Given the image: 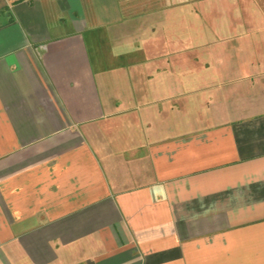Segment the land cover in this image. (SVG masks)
<instances>
[{
    "label": "crops",
    "instance_id": "1",
    "mask_svg": "<svg viewBox=\"0 0 264 264\" xmlns=\"http://www.w3.org/2000/svg\"><path fill=\"white\" fill-rule=\"evenodd\" d=\"M232 16L0 0V264H264V57L217 61Z\"/></svg>",
    "mask_w": 264,
    "mask_h": 264
},
{
    "label": "rangeland",
    "instance_id": "2",
    "mask_svg": "<svg viewBox=\"0 0 264 264\" xmlns=\"http://www.w3.org/2000/svg\"><path fill=\"white\" fill-rule=\"evenodd\" d=\"M216 4L218 9L224 10L220 6L222 3L217 2ZM262 9H264V2L262 1L233 0L230 2L228 0V11H231L233 16L231 19H225L224 23H220L224 27L219 28L216 38L218 41L223 42V48L216 51L218 54L222 53L221 58L217 61H226L224 60L225 52L227 53L226 56L230 58L229 61H240L241 58L246 60L243 57H248L249 60L255 61L256 58L264 57V18L256 17L258 11ZM228 21L230 26L228 27V33H225V26ZM237 26H239V30H237ZM241 26L242 28H240ZM226 41H228V44ZM213 53H215L214 49L207 48L198 51L196 54L187 50L185 61H192L190 59L195 56H197L196 61L198 59H200L199 61H212Z\"/></svg>",
    "mask_w": 264,
    "mask_h": 264
}]
</instances>
